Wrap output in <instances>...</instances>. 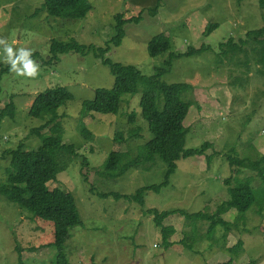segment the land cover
<instances>
[{"label": "rangeland", "instance_id": "1", "mask_svg": "<svg viewBox=\"0 0 264 264\" xmlns=\"http://www.w3.org/2000/svg\"><path fill=\"white\" fill-rule=\"evenodd\" d=\"M92 6L85 19L50 17L42 11L45 0H0V38L15 50L24 48L38 65V74L31 78L18 76L6 63L4 45L0 44V107L12 101L14 120L0 124V184L11 167L8 152L23 144L27 150L42 145L49 128L35 131L46 121L32 118L29 110L38 94L58 87L66 88L73 99L58 110L65 144H73L78 158L60 173L50 189L71 193L82 225L72 229L66 243L70 264H264V202L247 213L245 222L238 220L236 210L221 216L227 226H216L210 232V220L170 216L165 226L176 233L170 237L175 245L167 249L150 209L160 212L185 210L188 214L204 212L216 217L218 208L229 199L225 181L229 178L252 179V187L264 192V180L257 171L230 167L229 157L252 162L264 157V66L260 63L262 45L247 40L250 31L264 27V9L259 0H88ZM126 19L142 16L139 24L127 25L120 47H112L106 57L122 65H135L145 75L154 67L163 66L168 54L152 59L148 43L156 35L171 37V52L187 53L190 48L207 49L200 55L176 60L162 78L168 84L187 83L192 89L183 98L191 103L185 126L189 130L186 149H200L210 144L200 157L178 162L170 185L160 194L147 192L145 206L98 194L133 195L144 186L163 181L166 164L158 161L152 171L130 170L119 179L99 176L112 152L135 151L146 144L152 134L142 118L138 94L123 99L115 115L83 113V104L95 98L96 90L111 89L115 78L109 66L93 53H70L58 62L50 60L52 41L77 42L85 46L106 48L115 36V17ZM218 24L209 36L207 27ZM232 40L247 41L241 52L224 54L221 47ZM162 107V102H159ZM136 113V124L129 123ZM88 130L82 134V126ZM132 129H139L141 139L129 138ZM118 133L123 140L116 142ZM87 159L88 168L82 161ZM264 166V164H263ZM83 170V171H82ZM239 171V172H235ZM88 174L89 182H85ZM234 186V181H231ZM93 189V190H92ZM258 193L260 198L261 192ZM216 228V229H215ZM53 239L52 226L36 222L30 213L0 196V264H56L55 248H42ZM243 242L237 256L229 252ZM30 248H40L34 252ZM232 260V261H231ZM231 263H228L230 262Z\"/></svg>", "mask_w": 264, "mask_h": 264}, {"label": "trees", "instance_id": "2", "mask_svg": "<svg viewBox=\"0 0 264 264\" xmlns=\"http://www.w3.org/2000/svg\"><path fill=\"white\" fill-rule=\"evenodd\" d=\"M238 1L241 4L245 0ZM259 2L264 9V0H259ZM91 10L92 6L88 0H45L42 8L38 9L36 14L38 15L44 11L50 17L80 20L85 19ZM115 21L116 33L112 40L107 43L106 48L85 46L75 41L64 43L54 40L50 46V60L46 63L58 62L61 56L70 53L81 55L93 53L96 58L102 59L105 66H109L111 74L115 78L114 86L111 89L96 90L95 98L83 104V113L85 114L99 113L117 116L123 99L126 96L138 94L140 88H143L140 98L141 115L148 123V131L152 134V138L135 151L112 152L103 167L97 169L96 173L106 179H119L130 170L142 168L150 172L159 160L165 163L166 171L163 181L159 184L144 186L133 195L98 194L102 198L124 199L139 203L140 206L144 207L147 192L160 194L163 188L169 187L170 178L177 171L180 160L200 157L204 154L206 148L210 146V144H206L200 149H186L189 130L185 126V121L192 105L190 102L185 101L183 96L192 89V86L187 83L168 84L162 81L163 76L171 70L176 60L200 55L207 48L205 46L200 49L190 48L187 53L176 54L171 52V37L165 33H160L149 41L148 55L152 59L165 54H168V57L163 62V66L154 67L153 73L147 76L135 65H122L106 57L112 47H120L123 43L126 37V26L139 24L142 21V16L126 19L123 14H118ZM217 28L218 24L209 25L205 35L209 36ZM247 40L262 45L259 52V61L264 66V27L250 31L247 34ZM246 44L247 41L243 40H240L238 44L229 40L221 47H227L224 54H235L241 52ZM37 57L38 54L34 53L30 58L35 60ZM2 76L1 73L0 82ZM72 99L71 93L63 87L49 89L37 95L29 110V116L46 121L43 126L35 131L37 135L41 136V131L50 127L49 135L42 139V145L35 150H27L23 144H20L17 149L8 152L11 158V167L8 170L6 180L0 184V196L28 211L34 221L43 222L45 226H52L53 239L42 248L56 249V264H70L65 245L72 238V229L83 223L74 196L63 190L48 187V184L56 181L58 175L66 171L79 156L75 145L63 142V128L59 121L61 116L58 115V110ZM159 102H162L161 108ZM15 114L16 108L12 101L4 108L0 107V124L7 118L14 120ZM129 123L131 125L136 124L135 112L130 114ZM88 133L87 128L83 125L82 134L87 136ZM129 138L141 139L139 129H132L129 132ZM115 139L116 142L122 141V134L118 133ZM229 162L230 167L237 166L256 170L258 176L264 180V157L259 161L252 162L251 160L230 156ZM82 165L83 169L88 168L87 159H83ZM83 175L85 176V182L88 183L89 175ZM232 180L234 186L231 185ZM225 184L230 197L219 206L216 217L208 216L204 212L188 214L185 210L160 212L157 209H150L145 212V215L153 217L154 224L160 229L162 240L167 249L175 245L170 237L176 233V229L164 225V221L170 216L181 215L186 219L210 220L211 230L209 233H212L214 227L228 225L222 220V215L231 210H236L238 220L245 222L247 213L255 203L260 201L257 204L258 206L264 202V192L255 190L252 187V179L250 178H229L225 181ZM259 191L262 195L260 198H258ZM242 245L243 242L239 241L236 246L229 249V252L237 256ZM16 249L19 252V261L22 264L23 252L21 248L16 247ZM37 249L40 248H30V251L34 252ZM231 261L228 263H231Z\"/></svg>", "mask_w": 264, "mask_h": 264}, {"label": "clouds", "instance_id": "3", "mask_svg": "<svg viewBox=\"0 0 264 264\" xmlns=\"http://www.w3.org/2000/svg\"><path fill=\"white\" fill-rule=\"evenodd\" d=\"M0 44L4 45L5 60L10 64V71L15 72L18 76L31 78L37 76L39 65L30 58L32 53L29 50L20 48L14 51L4 38H0Z\"/></svg>", "mask_w": 264, "mask_h": 264}]
</instances>
